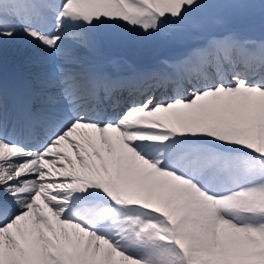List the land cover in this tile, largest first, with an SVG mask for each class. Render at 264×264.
Returning a JSON list of instances; mask_svg holds the SVG:
<instances>
[{"label": "snow or ice", "instance_id": "obj_1", "mask_svg": "<svg viewBox=\"0 0 264 264\" xmlns=\"http://www.w3.org/2000/svg\"><path fill=\"white\" fill-rule=\"evenodd\" d=\"M128 31L184 50L110 70ZM13 43L0 264H264V0H0Z\"/></svg>", "mask_w": 264, "mask_h": 264}, {"label": "rangeland", "instance_id": "obj_2", "mask_svg": "<svg viewBox=\"0 0 264 264\" xmlns=\"http://www.w3.org/2000/svg\"><path fill=\"white\" fill-rule=\"evenodd\" d=\"M123 31V30H120ZM124 35L128 38L121 41H110L103 45L99 55H110L111 61L110 66L113 71H120V72H129L132 68L135 69H146L152 66L157 65L162 59L165 58H174L171 56H167L165 51L172 50V54H176L180 50L184 48V45L179 44H172L171 40H165L160 37H153L148 40H140L135 32H124ZM176 42V41H174ZM21 44L13 43L9 44L6 48L0 49V53L12 56V52L16 50ZM28 47H25V50ZM182 48V49H181ZM180 49V50H179ZM184 50V49H183ZM182 50V51H183ZM180 51V52H182ZM33 56V55H31ZM32 59H26L22 68L23 73L20 72L21 68L15 70L14 72H8L13 74V76H17L18 80L20 81L25 80L23 78L24 74H28L27 78L30 76L31 72L34 70V66L31 63ZM141 65V66H139ZM115 68V69H114ZM17 72V73H16ZM20 72V73H18ZM7 72L4 71L2 75L6 76ZM22 76V77H20Z\"/></svg>", "mask_w": 264, "mask_h": 264}, {"label": "bare ground", "instance_id": "obj_3", "mask_svg": "<svg viewBox=\"0 0 264 264\" xmlns=\"http://www.w3.org/2000/svg\"><path fill=\"white\" fill-rule=\"evenodd\" d=\"M11 54H12V56H10V55L7 56V55H4V54L0 53V78H3V80L7 84H9V86L20 84L23 81H20V79L18 80L17 79L18 77L17 76H13L12 73H10V75H9L8 72H14L15 70H17L19 68H21L20 72H22L23 71L22 69L25 70L27 68H22L24 66V64H21V63L25 62L26 59H29V58L33 59L34 56H35V53L33 52V50L31 48H27L25 50V46H23L22 44L19 47H17L16 50L13 51ZM31 55H33V56H31ZM102 56H104V55H98V60L99 61L101 59H103ZM4 71L7 72L6 76L2 75V73ZM20 72H18V73H20ZM7 75H9V76H7ZM27 76H28V74H25L24 75V79H26ZM20 77H22V76H20Z\"/></svg>", "mask_w": 264, "mask_h": 264}, {"label": "trees", "instance_id": "obj_4", "mask_svg": "<svg viewBox=\"0 0 264 264\" xmlns=\"http://www.w3.org/2000/svg\"><path fill=\"white\" fill-rule=\"evenodd\" d=\"M259 27H260V25H259V20H257V21L255 22V24H254V28H255V31H256L257 33L259 32ZM174 44L179 45V44H181V43L174 42Z\"/></svg>", "mask_w": 264, "mask_h": 264}, {"label": "water", "instance_id": "obj_5", "mask_svg": "<svg viewBox=\"0 0 264 264\" xmlns=\"http://www.w3.org/2000/svg\"><path fill=\"white\" fill-rule=\"evenodd\" d=\"M178 55H180V54H178ZM178 55H177V56H178Z\"/></svg>", "mask_w": 264, "mask_h": 264}]
</instances>
